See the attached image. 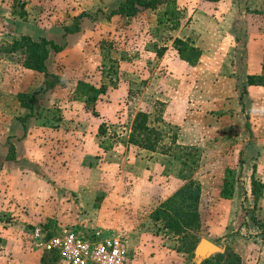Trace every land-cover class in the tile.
Wrapping results in <instances>:
<instances>
[{"label":"rangeland","instance_id":"rangeland-1","mask_svg":"<svg viewBox=\"0 0 264 264\" xmlns=\"http://www.w3.org/2000/svg\"><path fill=\"white\" fill-rule=\"evenodd\" d=\"M119 1L0 0V264H58L57 255L36 242V227L120 235L127 264H197L202 238L218 252L230 247L243 264H264V238L252 221H264V188L255 200L250 185L234 204L219 195L226 168L241 181L240 161L255 163L253 176L264 178V87L261 94L247 90L241 103L242 86L234 81L264 66V0H232L228 22L206 24L201 45L208 52L194 66L178 62L171 31L179 15L188 23L197 7L159 22L167 9L176 11L175 0H160L134 16L110 15ZM80 13L86 15L77 18ZM76 24L78 31L65 32ZM221 24L223 35L216 29ZM21 31L62 46L51 50L50 75L24 68L20 51L6 50ZM52 74L60 81L47 88ZM99 78L115 102L105 122L93 116V105L74 99L79 80ZM21 92H35L23 131ZM139 112L159 133L154 151L128 142ZM101 121L105 133L88 140ZM10 144L16 151L11 168L5 159ZM19 157L33 164L24 185ZM102 157L113 164L105 170L107 182L78 180L103 174ZM181 177L197 179L201 188L199 240L188 252L189 237L165 234L151 218L174 183H184Z\"/></svg>","mask_w":264,"mask_h":264},{"label":"trees","instance_id":"trees-1","mask_svg":"<svg viewBox=\"0 0 264 264\" xmlns=\"http://www.w3.org/2000/svg\"><path fill=\"white\" fill-rule=\"evenodd\" d=\"M218 1V0H208ZM160 0H120L118 5L112 9L110 15L120 14L126 16H134L140 9H154ZM86 13H80L77 18L85 16ZM165 18L160 17L159 22H164L168 17L176 16L177 12L171 9H167L163 12ZM168 16V17H166ZM177 23L172 27L175 29ZM66 33H73L79 30V25L76 24L74 29L65 27ZM174 47L176 49L178 57L191 66H194L201 57V49L194 46L187 39L174 38ZM62 46L55 43L52 40H48L45 37L40 39H34L29 35H21L19 38L14 39L12 43L6 48L8 52L20 51L22 55V66L24 68L41 72L44 75H50L47 69V60L50 56L51 50L60 51ZM53 81H47L46 87L50 88L55 83L60 81V77L52 74ZM261 85L264 86V66L259 74H248L246 76L245 83L242 86V92L240 95V102L243 103V95L247 92V86ZM106 92V85L102 84L100 87H96L93 84L79 80L75 87L74 99L84 101L87 108L91 107L99 95ZM20 105L26 108L27 112L23 117H19L18 120L22 122L24 129H26L25 121L27 118L33 115L35 92H21L17 94ZM95 114V112H94ZM100 134L105 133L104 127L101 125L99 129ZM158 131L149 125V117L145 112H139L135 115L131 132L129 134L128 142L137 145L141 148L151 151L155 150V142L158 139ZM16 158V151L13 144H10L6 160H13ZM185 163V161H184ZM186 164V163H185ZM242 161H240L239 167L241 168ZM184 183L181 184L170 196L161 201L158 206L152 211L151 218L155 222H161L162 229L165 234L173 236L189 237L191 247L189 246L186 251H192L195 247V243L198 242V237L194 234L195 231L201 227V217L199 212V202L201 188L197 179L192 177H181ZM236 183L235 177L230 174V168L225 169V179L223 181L221 190L219 192L220 197L229 199L233 195L234 186ZM251 194L256 200L261 193V189L264 188V183L251 177ZM252 221L260 230L259 234L264 238V221L252 217ZM194 243V244H193ZM193 253H191L192 255ZM189 264V263H187ZM198 264H243L241 256L230 247H226L223 252H217L210 255L206 259L202 260Z\"/></svg>","mask_w":264,"mask_h":264},{"label":"crops","instance_id":"crops-1","mask_svg":"<svg viewBox=\"0 0 264 264\" xmlns=\"http://www.w3.org/2000/svg\"><path fill=\"white\" fill-rule=\"evenodd\" d=\"M196 1H198V3H196ZM232 5H233L232 0H218V1L175 0V10L177 12V15H178V13L182 14L183 10H185L184 8H187L186 9L187 12L192 7H197V8L191 9V12L195 11V14H194L193 19L190 20L188 23H187V19L184 20L182 15H179V18H177L175 20V23H174V25L177 23V28L173 30V33L171 31V34L173 37H178L181 39H186L187 37L195 38V42L194 43L191 42V43L194 46L199 47L202 51L201 55H204L208 51L205 50V48L201 45L202 44L201 39L204 38V36H205L204 33H205V29H206V24H209L210 22H214L215 18H218V19L226 18L227 19L226 22H228L229 14H230V8L229 7H231ZM195 9H197V10H195ZM19 23L20 22H18L17 24H19ZM223 26H224V24H221L216 28L217 32L220 35H223L224 32H226L225 30L224 31L222 30ZM19 34L24 35L26 33L21 31ZM177 60H178V62H181L182 64H186V65L188 64L184 61H181L179 58ZM197 66H198L197 69L198 68L200 69L202 67V65L200 66V64H197ZM248 74H252V73L250 72ZM248 74H244L243 76H240L239 79L234 77V81H237V84L239 83V85L243 86V84L245 83V80H246V76ZM100 78L98 79V83L95 81H91V84H93L96 87H100L102 84H104V82H102V80ZM261 87H264V86L250 85V86H247V90L249 91V94H250V90H255L256 93L261 94V92L259 91L262 89ZM114 105H115V102L113 101L112 94L110 95L108 93V90H106V92L104 94L99 95V97L97 98V100L95 101L93 106L91 107V108H94L92 111L95 112V114H93V116L97 115V117H99V118H97L98 120H103L105 122V120H106V119H104L105 116L106 117L109 116L108 115V107L109 106L112 107ZM103 121H101V123H100L102 126H104L102 123ZM20 128H21V131H23L24 127L22 124L20 125ZM88 135L89 136H86L88 140H94V139L97 140V136L101 137V135H103V134H100L99 130L98 131L94 130L93 136H90V132L88 133ZM97 148L101 149L100 153H102L104 151V150H102V143L101 144L97 143ZM20 149L24 150L23 144H21ZM102 158H103V160H102ZM102 158L99 159L98 164H99V167H101V171L103 170V174L100 173L98 175L97 179L95 177H93L92 175L91 176L88 175V177L83 176V177L79 178L78 180H83L86 182L88 181L91 183L93 181H98L100 183L107 182L109 180V176H108V173H105L106 172L105 170H107L109 166L113 167V164H109L108 162H106L105 157H102ZM19 159H20L19 166L21 167L19 180L23 184L24 182H27L28 178H29V174H28L29 172H28V169L26 167L32 166L33 164H31V161H29L28 159L22 160L23 158H20V157H19ZM11 161H13V160H7V166L9 168H11V166H12ZM150 166H151V168L154 169V171L159 170V175H163L165 177V179H167V174H166L167 172L164 171V173L162 174L163 168L159 164H156L153 162ZM254 166H255V163H252L251 161H249L247 159L244 162H242V166H241L242 174L240 176L241 181H239L238 179L236 180V184L234 186V191H233L232 197L229 198L228 200L224 198L225 200L230 201V203L232 202V204H234V202H238L239 199H241V200L243 199L242 197H244V195H243L244 192L246 190H248L249 186L251 185L250 182H251V177L253 175V170L255 169ZM22 171H25V172L22 174ZM256 178L257 177H255V179ZM259 180H260V182L264 183V178L259 179ZM178 182L179 181L174 183L175 185L172 186L171 191L167 195L163 196V199H160V198L159 199L161 201H163L168 196H170L181 185V183H178ZM244 182H245V184H244ZM103 183L101 185H103ZM242 185L244 186V189H243ZM84 188L86 189L89 187L87 186ZM105 191L106 192H104V198L106 200L107 195H108V191H107V189ZM158 203H160V201ZM141 238H143V236Z\"/></svg>","mask_w":264,"mask_h":264},{"label":"built area","instance_id":"built-area-1","mask_svg":"<svg viewBox=\"0 0 264 264\" xmlns=\"http://www.w3.org/2000/svg\"><path fill=\"white\" fill-rule=\"evenodd\" d=\"M33 236L39 246L57 255L58 264H127L126 240L120 235L85 237L71 228L43 233L36 227Z\"/></svg>","mask_w":264,"mask_h":264},{"label":"water","instance_id":"water-1","mask_svg":"<svg viewBox=\"0 0 264 264\" xmlns=\"http://www.w3.org/2000/svg\"><path fill=\"white\" fill-rule=\"evenodd\" d=\"M219 247L208 239L202 238L195 249V256L198 258V263L206 259L212 252H218ZM197 263V264H198Z\"/></svg>","mask_w":264,"mask_h":264}]
</instances>
